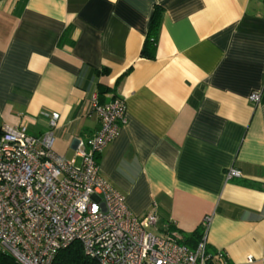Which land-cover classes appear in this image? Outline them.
I'll use <instances>...</instances> for the list:
<instances>
[{"label": "crops", "instance_id": "crops-1", "mask_svg": "<svg viewBox=\"0 0 264 264\" xmlns=\"http://www.w3.org/2000/svg\"><path fill=\"white\" fill-rule=\"evenodd\" d=\"M93 96L125 103L99 171L131 214L181 235L209 216V250L264 264V0H0V128L40 135L55 112L53 148L71 159L100 128Z\"/></svg>", "mask_w": 264, "mask_h": 264}, {"label": "built area", "instance_id": "built-area-1", "mask_svg": "<svg viewBox=\"0 0 264 264\" xmlns=\"http://www.w3.org/2000/svg\"><path fill=\"white\" fill-rule=\"evenodd\" d=\"M248 98L259 103L261 92L252 91ZM91 108L100 128L75 139L71 159L53 148L55 112H43L47 124L40 135L28 133L24 123L1 127L0 249L18 264H52L73 241L99 264H205L210 217L203 218V235L191 248L172 222L157 227L154 211L131 214L123 195L99 171L102 150L126 120L125 103L118 96L105 102L93 96ZM239 175L228 168L225 179ZM221 253L220 264H230ZM252 261L245 258V264Z\"/></svg>", "mask_w": 264, "mask_h": 264}, {"label": "trees", "instance_id": "trees-1", "mask_svg": "<svg viewBox=\"0 0 264 264\" xmlns=\"http://www.w3.org/2000/svg\"><path fill=\"white\" fill-rule=\"evenodd\" d=\"M163 9L155 4L148 23L147 31L140 49V56L146 59H154L156 55L157 34L161 24ZM68 30V29H67ZM67 32V31H66ZM106 71V70H105ZM104 72V71H103ZM118 83V81H117ZM110 91L109 88L98 85V96ZM1 132V128H0ZM172 228V226H171ZM203 227L195 228L189 234H180L181 242L193 248L203 235ZM220 251H211L206 245L205 264H220ZM227 261V258L221 253ZM0 264H18L9 254L0 249ZM52 264H99L97 259L87 256L79 242L73 241L66 247L60 249L53 258Z\"/></svg>", "mask_w": 264, "mask_h": 264}, {"label": "rangeland", "instance_id": "rangeland-1", "mask_svg": "<svg viewBox=\"0 0 264 264\" xmlns=\"http://www.w3.org/2000/svg\"><path fill=\"white\" fill-rule=\"evenodd\" d=\"M148 230H151V228H148Z\"/></svg>", "mask_w": 264, "mask_h": 264}]
</instances>
